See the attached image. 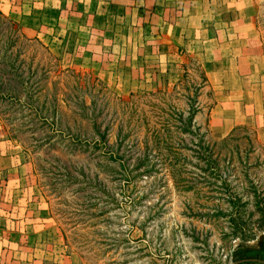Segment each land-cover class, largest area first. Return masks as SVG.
Here are the masks:
<instances>
[{
    "label": "rangeland",
    "instance_id": "rangeland-1",
    "mask_svg": "<svg viewBox=\"0 0 264 264\" xmlns=\"http://www.w3.org/2000/svg\"><path fill=\"white\" fill-rule=\"evenodd\" d=\"M199 1L0 0L56 59L44 111L0 109V264H264V145L209 126L248 85L202 74L218 27L251 21L264 52V0ZM195 95L200 130L168 139Z\"/></svg>",
    "mask_w": 264,
    "mask_h": 264
},
{
    "label": "crops",
    "instance_id": "crops-1",
    "mask_svg": "<svg viewBox=\"0 0 264 264\" xmlns=\"http://www.w3.org/2000/svg\"><path fill=\"white\" fill-rule=\"evenodd\" d=\"M202 1V2H201ZM198 3L247 6L248 0H201ZM205 1V2H204ZM242 12L246 13L244 8ZM233 14V13H232ZM219 20V19H216ZM251 21L244 20V28H236L233 23L229 28L218 30L212 36L208 35V42L216 43V58L209 62V69L216 70V73L206 74L207 86L222 83L221 77H236L238 80L247 83L248 96L231 100L229 93L224 90L218 103L210 111L209 126L218 137L227 136L234 128L245 126L251 128L260 144L264 145V52L260 44V37ZM235 24L240 25L241 20ZM23 31V30H22ZM24 33V32H23ZM223 37V38H222ZM222 41L225 44H219ZM229 65L226 68L225 65ZM208 63V61H207ZM255 84L250 85V83ZM221 88H227L226 85ZM255 91L252 96V92ZM232 102V103H227ZM240 109V110H239ZM234 110L239 112H234ZM230 135V134H229Z\"/></svg>",
    "mask_w": 264,
    "mask_h": 264
},
{
    "label": "trees",
    "instance_id": "trees-1",
    "mask_svg": "<svg viewBox=\"0 0 264 264\" xmlns=\"http://www.w3.org/2000/svg\"><path fill=\"white\" fill-rule=\"evenodd\" d=\"M39 55L46 56L41 59ZM53 60L56 59L37 38H28L17 22L0 11V109L2 106H8L10 109L25 108L35 114L44 111L42 105L35 104L44 96L42 84L53 73L51 69L56 66ZM202 74L204 85H207L205 74ZM97 85L100 84L97 83ZM155 94L166 96L167 93L158 90ZM150 95L154 94L150 93ZM193 98V100L191 97L188 98L190 102L188 111H180L176 118L162 123L161 130L167 133L168 139H171V129L175 127L172 120L179 124L175 128L181 134L192 135L194 130H200L194 126V122L201 108L197 106L196 95ZM150 122L144 123L147 131L151 128ZM137 127L140 128L139 125ZM153 132L161 134L160 131L153 130ZM201 143H203L202 138H199L197 146ZM144 145L147 144L144 143ZM208 158L209 154L206 152L205 157L202 158L203 162ZM261 245L264 249V237L261 238Z\"/></svg>",
    "mask_w": 264,
    "mask_h": 264
}]
</instances>
